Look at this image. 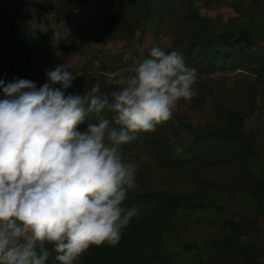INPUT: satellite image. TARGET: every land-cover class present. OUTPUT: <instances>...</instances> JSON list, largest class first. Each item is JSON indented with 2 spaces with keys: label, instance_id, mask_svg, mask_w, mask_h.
I'll use <instances>...</instances> for the list:
<instances>
[{
  "label": "trees",
  "instance_id": "16d2710c",
  "mask_svg": "<svg viewBox=\"0 0 264 264\" xmlns=\"http://www.w3.org/2000/svg\"><path fill=\"white\" fill-rule=\"evenodd\" d=\"M153 47L197 70V94L122 146L138 185L123 203L140 206L139 215L117 245L91 246L75 264H264V0H0L1 75L28 71L30 56L38 71L37 52L55 65V55L90 50L98 65L87 61L67 92L99 82L103 93L113 88L106 74L127 71ZM46 247V264H58Z\"/></svg>",
  "mask_w": 264,
  "mask_h": 264
},
{
  "label": "clouds",
  "instance_id": "9594fccd",
  "mask_svg": "<svg viewBox=\"0 0 264 264\" xmlns=\"http://www.w3.org/2000/svg\"><path fill=\"white\" fill-rule=\"evenodd\" d=\"M67 69L48 70L38 90L30 80H0V264H46V245L58 264H75L91 246L117 245L140 210L123 203L138 185L122 146L154 132L197 94V70L160 47L127 71L106 74L108 92L97 82L66 95L78 76Z\"/></svg>",
  "mask_w": 264,
  "mask_h": 264
},
{
  "label": "rangeland",
  "instance_id": "374dc122",
  "mask_svg": "<svg viewBox=\"0 0 264 264\" xmlns=\"http://www.w3.org/2000/svg\"><path fill=\"white\" fill-rule=\"evenodd\" d=\"M14 5H12L11 3H10V7H13ZM27 24L29 25V23L27 22V23H22V22H20L19 20H16V26H17V28H20V29H22V28H26L27 27ZM44 30V29H43ZM13 37H17V35H15V34H13ZM42 37V36H41ZM2 40V39H1ZM8 40H11L12 41V36H10V37H6L5 39H4V42L3 43H5V45H7L6 43H9V41ZM19 41H20V38H18V39H15L13 42H14V44H15V47H16V50H15V54H14V56H16L17 55V53H19L20 51V49H19V47H18V43H19ZM25 46H27V42H25V44H24ZM4 48V46H2V49ZM87 48V47H86ZM31 53V52H30ZM73 54H75V55H77V57H76V61H77V67L79 68V66H81V69L83 68V70H84V72H83V74H85L86 75V66H85V63H86V61H84V59L83 60H80V58H82V56H78V53L76 52H72ZM53 54V53H52ZM36 56H43V61H44V63H45V70H46V72L48 71V70H51L52 69V67L50 66V63L52 62V60L53 59H49L47 56H46V54H44V53H42V52H37V54H36ZM51 56H53V55H51ZM56 56V55H55ZM30 58L31 59H34V58H36L35 56H30ZM55 59H56V57H55ZM54 59V61H56ZM71 59V58H70ZM53 61V62H54ZM100 64V63H99ZM98 65V63L96 62V60H94V64L92 65L93 67H95L96 68V66ZM80 69V68H79ZM42 72L43 71H40L39 72V70L38 71H36V74L37 75H39V74H42ZM7 73V72H6ZM35 73L33 72V71H31L30 70V67H29V65H28V71H26V70H24V69H22L17 75L18 76H16V77H9V76H5V75H1V73H0V80H3L4 81V84L5 85H7L9 82H12L14 79H26V80H30V81H35V76H37L36 74L34 75ZM37 81H38V85H36V88H37V90L44 84V83H46V82H48V80H47V76L45 75V76H43L42 78H40L39 80H38V78H37ZM53 87H54V85H53ZM71 89V87L69 88V89H67L66 90V92L67 91H71L70 90ZM65 94H69L68 92L67 93H65ZM2 97H4V95H3V89H2V87H0V100H3L2 99ZM182 111H184L185 112V107L184 106H182ZM262 226H263V228H264V223L262 222ZM264 233V232H263ZM230 262L232 263L233 261H232V253L230 254ZM229 262V263H230Z\"/></svg>",
  "mask_w": 264,
  "mask_h": 264
},
{
  "label": "crops",
  "instance_id": "0c3cea01",
  "mask_svg": "<svg viewBox=\"0 0 264 264\" xmlns=\"http://www.w3.org/2000/svg\"><path fill=\"white\" fill-rule=\"evenodd\" d=\"M54 28H55L54 25H50L48 31H50L52 34H56ZM42 29H45V27H43ZM53 39L54 38H52L51 41ZM84 52L85 51H83L82 53H80V52L78 53V56H82V58H80V60H83L84 59V61H86V62L89 61V60H92L91 65H93L94 64V60H96V59H92L91 58V56H93V54L90 53V50H89V52H86V53H84ZM55 57L57 58V60H56L57 63L55 65H53V64L51 65V63H50V66L52 67V69H54L55 66H57V65L65 64L67 66V68H68L67 70L73 72V74H76L78 72H84L83 69H81V66H79L80 69L77 67V65H78L77 64V61H76L77 55L72 54V53H69L68 56H65V55H62V56H54V59H55ZM29 62H30V64H29L30 67H32V66H34L36 64V62H35L34 59H31ZM44 67H45L44 61H43V65H41V64L37 65V69L39 70V72L40 71H43L42 74H39V75L36 74L35 70H32L37 75V76H35V81H34V83L36 85H38L37 78L39 80L40 78H42L43 76L46 75V70H45ZM59 87H60L59 84L58 85L57 84L54 85V88H59ZM4 98L5 97H2V99H4Z\"/></svg>",
  "mask_w": 264,
  "mask_h": 264
}]
</instances>
